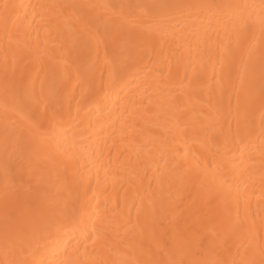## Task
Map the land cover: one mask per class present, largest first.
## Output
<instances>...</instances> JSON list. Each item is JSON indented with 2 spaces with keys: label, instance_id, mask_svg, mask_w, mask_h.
I'll use <instances>...</instances> for the list:
<instances>
[{
  "label": "bare ground",
  "instance_id": "6f19581e",
  "mask_svg": "<svg viewBox=\"0 0 264 264\" xmlns=\"http://www.w3.org/2000/svg\"><path fill=\"white\" fill-rule=\"evenodd\" d=\"M0 264H264V0H0Z\"/></svg>",
  "mask_w": 264,
  "mask_h": 264
},
{
  "label": "rangeland",
  "instance_id": "374dc122",
  "mask_svg": "<svg viewBox=\"0 0 264 264\" xmlns=\"http://www.w3.org/2000/svg\"><path fill=\"white\" fill-rule=\"evenodd\" d=\"M54 96H55V95H54ZM54 96H53V97H54Z\"/></svg>",
  "mask_w": 264,
  "mask_h": 264
}]
</instances>
